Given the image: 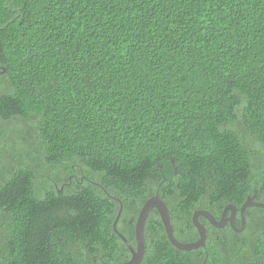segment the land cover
Here are the masks:
<instances>
[{
  "label": "trees",
  "instance_id": "16d2710c",
  "mask_svg": "<svg viewBox=\"0 0 264 264\" xmlns=\"http://www.w3.org/2000/svg\"><path fill=\"white\" fill-rule=\"evenodd\" d=\"M155 194L179 243L264 203V0H0V264L125 263ZM244 218L152 208L138 264H264Z\"/></svg>",
  "mask_w": 264,
  "mask_h": 264
},
{
  "label": "water",
  "instance_id": "95a60500",
  "mask_svg": "<svg viewBox=\"0 0 264 264\" xmlns=\"http://www.w3.org/2000/svg\"><path fill=\"white\" fill-rule=\"evenodd\" d=\"M255 196L256 195L254 194L251 197H247L245 202L241 205L239 209H237L232 205L226 206L222 211L220 221H216L214 217L207 211L194 212L192 215V224L197 232L198 239L192 243H179L173 236L167 208L165 204L158 198L157 194H155L152 198L147 200L145 204L142 206L135 221V226H134L135 250L131 248V246L126 241V239L116 229V225L119 220V216L121 214V209H122L121 202L117 201L119 208L116 217L114 219V222L112 224V230L126 245L131 255V258L127 262L121 264H138L141 261L143 255L144 224H145L146 216L150 209L154 208L158 212L166 238L170 243V245L176 248L177 250L189 252L192 250H196L198 248L205 247L206 230L204 226L199 224V222L197 221L198 216L202 217L204 220L208 222V224H210L214 228H222L226 223L229 222V225L232 228V230L236 232H241L245 227L244 212L246 209L255 207L264 210L263 203H258L254 201ZM227 213H229L230 217H227L226 215ZM237 213L239 214L240 217V224H241L240 229H236L234 227L233 225L234 223L232 220V217H235ZM206 258L207 256L205 255L204 260H206Z\"/></svg>",
  "mask_w": 264,
  "mask_h": 264
},
{
  "label": "flooded vegetation",
  "instance_id": "af4514ba",
  "mask_svg": "<svg viewBox=\"0 0 264 264\" xmlns=\"http://www.w3.org/2000/svg\"><path fill=\"white\" fill-rule=\"evenodd\" d=\"M259 203V202H258ZM264 204V203H263ZM200 211H204V210H198V211H195V212H200ZM222 214V213H221ZM227 215V217H230V215H229V213H227L226 214ZM237 215H238V213L235 215V217H232V220H233V225H234V227H235V224H236V217H237ZM200 218V216H198L197 217V221L199 222V224H201L202 226H204V228H205V230H206V225L199 219ZM202 218V217H201ZM215 219V218H214ZM220 219H221V216H220V218L218 219V220H216V221H220ZM206 221V220H205ZM207 222V221H206ZM208 223V222H207ZM231 228L230 227V225H229V222L228 223H226L221 229H226V228ZM236 228V227H235ZM232 229V228H231ZM237 229V228H236ZM132 249H134V248H132Z\"/></svg>",
  "mask_w": 264,
  "mask_h": 264
},
{
  "label": "bare ground",
  "instance_id": "6f19581e",
  "mask_svg": "<svg viewBox=\"0 0 264 264\" xmlns=\"http://www.w3.org/2000/svg\"><path fill=\"white\" fill-rule=\"evenodd\" d=\"M212 6V5H211ZM207 9V8H206ZM242 129V128H241ZM247 130V129H246ZM246 134V133H245ZM250 137V136H249ZM251 137H252V135H251ZM211 193V192H210ZM234 195V194H233ZM237 195V194H236ZM249 196V195H248ZM232 199V198H231ZM242 199V198H241ZM240 201V200H239ZM232 203V202H231ZM226 204V203H225ZM239 205V204H238ZM239 207V206H238ZM238 209V208H237ZM209 213V212H208ZM211 213V212H210ZM214 213H216V212H214ZM218 213V212H217ZM217 215V214H216ZM219 217V216H218ZM217 254V253H216Z\"/></svg>",
  "mask_w": 264,
  "mask_h": 264
}]
</instances>
